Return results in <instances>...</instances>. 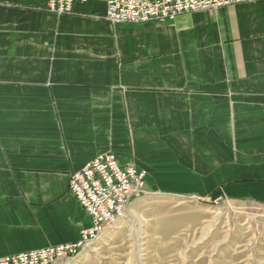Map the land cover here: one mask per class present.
Returning <instances> with one entry per match:
<instances>
[{
    "label": "crops",
    "instance_id": "crops-1",
    "mask_svg": "<svg viewBox=\"0 0 264 264\" xmlns=\"http://www.w3.org/2000/svg\"><path fill=\"white\" fill-rule=\"evenodd\" d=\"M47 2L0 0V258L78 242L70 177L105 153L146 192L264 206V0L141 24Z\"/></svg>",
    "mask_w": 264,
    "mask_h": 264
},
{
    "label": "rangeland",
    "instance_id": "rangeland-1",
    "mask_svg": "<svg viewBox=\"0 0 264 264\" xmlns=\"http://www.w3.org/2000/svg\"><path fill=\"white\" fill-rule=\"evenodd\" d=\"M151 189L77 255L54 264H264V206Z\"/></svg>",
    "mask_w": 264,
    "mask_h": 264
},
{
    "label": "built area",
    "instance_id": "built-area-1",
    "mask_svg": "<svg viewBox=\"0 0 264 264\" xmlns=\"http://www.w3.org/2000/svg\"><path fill=\"white\" fill-rule=\"evenodd\" d=\"M77 1L48 0L49 12L65 15L73 12ZM242 0H107V19L113 24L164 22L179 15L218 9ZM146 172L133 164L121 162L113 153H105L70 177L69 192L86 212L90 226L83 229L81 239L73 244L0 258V264H54L60 258L78 252L107 226L110 220L124 218L128 204L145 192Z\"/></svg>",
    "mask_w": 264,
    "mask_h": 264
},
{
    "label": "bare ground",
    "instance_id": "bare-ground-1",
    "mask_svg": "<svg viewBox=\"0 0 264 264\" xmlns=\"http://www.w3.org/2000/svg\"><path fill=\"white\" fill-rule=\"evenodd\" d=\"M141 4H153V0H141ZM139 195H142V194H139ZM132 202H133V201H131L130 204H131ZM130 204H128V209H129ZM183 204H184V202L182 201V202H180L178 205L180 206V205H183ZM121 219H122V218H117V220H110V222H108V225H107V226L113 225V224L117 223V222H118L119 220H121ZM107 226H103V229L99 231V234H101ZM99 234H98V235H99ZM98 235H96L94 238H96ZM94 238H91L90 240H92V239L94 240ZM90 240H88V242H89ZM89 243H90V242H89ZM75 255H77V254H75ZM75 255H71V256H75ZM71 256H70V257H71Z\"/></svg>",
    "mask_w": 264,
    "mask_h": 264
}]
</instances>
